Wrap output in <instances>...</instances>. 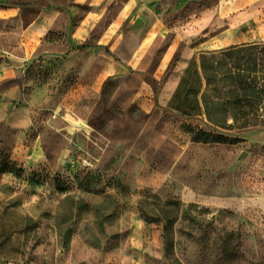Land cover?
Here are the masks:
<instances>
[{
  "label": "rangeland",
  "instance_id": "374dc122",
  "mask_svg": "<svg viewBox=\"0 0 264 264\" xmlns=\"http://www.w3.org/2000/svg\"><path fill=\"white\" fill-rule=\"evenodd\" d=\"M126 1L96 25L92 80L41 62L1 123L0 264H264V2L228 20L221 0L152 1L121 23ZM0 4V26L78 6ZM152 9L173 31L154 35Z\"/></svg>",
  "mask_w": 264,
  "mask_h": 264
},
{
  "label": "crops",
  "instance_id": "0c3cea01",
  "mask_svg": "<svg viewBox=\"0 0 264 264\" xmlns=\"http://www.w3.org/2000/svg\"><path fill=\"white\" fill-rule=\"evenodd\" d=\"M113 1L77 0L78 6L74 9L41 6L8 9L10 21L7 26H0V127L2 122L8 121L9 128H15L16 122L11 119L14 100L22 87L29 90L32 88L33 80L28 71L32 73L37 64L54 62L65 78L70 76L78 81L92 80V35ZM152 1L159 0H127L121 10L119 22L123 23L134 18L142 20L141 17H147L145 11ZM247 1L248 8L250 6V10H255L256 15L263 13L259 3L264 0ZM221 2L220 15L228 20L234 17L235 11H238L243 3L242 0H221ZM2 6L3 4H0V7ZM81 7H86V12L80 14ZM4 11L0 8V14ZM152 12L157 20L154 35L162 34L163 27L167 31H173L170 25L166 27L162 10L152 9ZM175 14L176 11L173 10L167 16H176ZM11 16L15 17L14 23L11 22L13 19ZM117 23L106 28L102 40L98 42L101 44L99 49L113 43ZM234 31V26L229 23L226 32ZM210 42H216L221 47H235L238 44L234 38L225 40L224 35H219ZM3 52L7 56L2 54ZM107 71L109 74L113 73L112 69ZM152 181L153 178L149 177L145 184L152 185Z\"/></svg>",
  "mask_w": 264,
  "mask_h": 264
},
{
  "label": "built area",
  "instance_id": "2783aa9c",
  "mask_svg": "<svg viewBox=\"0 0 264 264\" xmlns=\"http://www.w3.org/2000/svg\"><path fill=\"white\" fill-rule=\"evenodd\" d=\"M10 161L8 157L0 150V163L8 164Z\"/></svg>",
  "mask_w": 264,
  "mask_h": 264
},
{
  "label": "water",
  "instance_id": "95a60500",
  "mask_svg": "<svg viewBox=\"0 0 264 264\" xmlns=\"http://www.w3.org/2000/svg\"><path fill=\"white\" fill-rule=\"evenodd\" d=\"M80 127H84L85 129L89 130V126L86 124H80ZM247 155H248L247 153H244L240 158V160H244L247 157Z\"/></svg>",
  "mask_w": 264,
  "mask_h": 264
}]
</instances>
